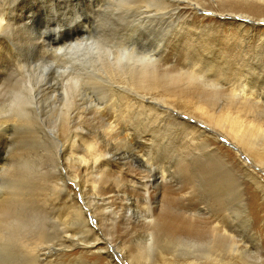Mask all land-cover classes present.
<instances>
[{"label": "rangeland", "instance_id": "rangeland-1", "mask_svg": "<svg viewBox=\"0 0 264 264\" xmlns=\"http://www.w3.org/2000/svg\"><path fill=\"white\" fill-rule=\"evenodd\" d=\"M231 1L233 0H18L16 4L20 8L15 12L0 14V114L5 117L10 115V112H6V103L10 104L11 100L22 102V95V104L30 107V111L23 105L20 110L31 112L13 110L12 120H16L12 122L4 119L0 124V201L3 200L1 203L4 206L0 207V217L5 216L8 221V216H12L14 211L17 222L31 227L29 230L27 227H19V237L26 239V242L32 239V250L26 254L22 248L23 240L16 238L10 242L2 241L1 236L0 264H133L130 252L137 242L146 240L151 234V216L155 218L163 214L174 221L185 217L181 210L185 208L186 211L187 206L182 207L176 201L165 200L171 206L162 213L163 202L159 192L163 189L170 194L175 193L179 201L182 198L186 201L190 199L186 202L188 204L183 203L188 205V212H195L196 206V214L210 218L213 222L211 226L217 227L219 233L220 228L222 229L219 228V220L223 217L226 224L235 231H232L233 236L230 234V237L237 242L238 248L240 246L243 249L244 256H240L243 257V262L239 263L238 254L225 249V243H229L230 239L222 238V247L224 244L226 247L222 248L214 243V248L221 249L213 251L217 257L220 256L221 261L216 258L217 261L212 260V264H264V165L255 164L254 156L257 152L245 143H238L237 154L231 146L226 145L224 138L219 136L218 127L212 122L210 125L204 112L197 110L196 99H180L177 96L179 93L168 98L160 90L147 91L134 87L130 80L129 86H124L125 81L122 79L126 74L120 77L118 83H113L106 75L107 71L99 69L108 57L106 51L133 50L138 55L159 54L162 70H186L193 59L195 61L198 56V59L203 56L200 60L208 66L205 70L207 76L211 78L218 74L220 80H229L234 75V69V72L230 70V74L225 59H210V47L197 43V35L201 33V29L206 32L210 29V37H220L217 42L219 45H231V48L237 45L233 50L239 51L234 56L230 53L229 62L235 64L242 61L239 70H248L254 75L252 80H259L256 82L259 87L256 92H252L253 87L245 90L246 100L250 103L257 102L258 107L246 104L247 110L243 109L245 117L244 113L241 116L247 122L260 119L263 123L264 21L261 22L264 20V12L248 11L247 8L231 4ZM226 11L228 15L221 17ZM260 19L261 22H258ZM231 22L244 26L238 28ZM73 40L77 41L74 48L71 46L70 50H65V47L56 51L63 43H71ZM105 48L107 49L104 50ZM241 52L247 57L244 55L243 58ZM81 53L87 54L85 57L88 61L84 60ZM196 53H200L197 58ZM71 57L74 60H66ZM238 57L242 58L239 60ZM79 60L91 63L86 64L83 69ZM103 64L102 68H105ZM212 65L219 68L217 73L210 69ZM86 67L88 70H85ZM192 70L196 68L189 71ZM103 79H106L105 82ZM226 83L224 82V86ZM231 84L232 82H228V85ZM252 85L256 86L255 83ZM27 86L32 87L33 91ZM64 92L67 95L72 93L70 95L75 99L68 96L70 102L65 100ZM60 102H63V106ZM161 109L168 112L163 113ZM261 109L262 118H258L256 114ZM241 144L246 145L242 150ZM215 147L219 148L216 152ZM138 156L145 160L144 163ZM246 169L262 178L263 184L257 189L247 178ZM218 172L220 175L224 174L227 180H218ZM38 178L45 179L41 182ZM12 180L17 182V187L12 188ZM46 185L53 188L55 193H49ZM201 190L207 194L208 205ZM46 192L48 194L45 196ZM57 192L60 199L56 196ZM16 193L21 200L17 201ZM146 193L149 195L148 202L143 198ZM61 200L76 210L62 209ZM27 201L36 207H31ZM210 202L212 205H209ZM18 205L20 206L17 207ZM7 207H10L9 210ZM77 208L82 211L80 213L88 235L93 232L98 239L107 241L109 246L102 240L98 242L102 243L100 245L103 251L100 253V249L91 252L80 250L79 247L87 237L85 229L84 234L79 232ZM170 209H174V212ZM24 217L28 218L23 219ZM28 220L33 222L26 223ZM5 222L4 219V224ZM47 227L49 228L45 231ZM0 228V232L3 231V227ZM217 230L214 229V233ZM156 234L154 231V238L158 237ZM34 235L40 238L39 244H35L38 246L36 248L33 246ZM117 237H120L119 240ZM239 251L241 252L240 249ZM153 254V259L157 260L155 254H159Z\"/></svg>", "mask_w": 264, "mask_h": 264}, {"label": "bare ground", "instance_id": "bare-ground-1", "mask_svg": "<svg viewBox=\"0 0 264 264\" xmlns=\"http://www.w3.org/2000/svg\"><path fill=\"white\" fill-rule=\"evenodd\" d=\"M18 0H0V14L2 15V14H6L7 15V13L9 14V13H13V12H15L18 8H20V6H18L17 4H16V2H17ZM111 2V1H110ZM127 2V1H126ZM231 4H233V5H236V6H238V7H242V8H247L248 9V11H259V12H264V0H233V1H231ZM127 5V4H126ZM231 10V9H230ZM115 12V11H114ZM227 12L228 11H226V13H223V14H221V17H224V16H226V14H227ZM243 12V11H242ZM247 13V12H246ZM230 14V13H229ZM5 15V16H6ZM228 15V14H227ZM240 15V14H239ZM240 16H242V15H240ZM244 16H246V15H243L242 17H244ZM233 17H235V16H233ZM252 17V16H251ZM3 18V17H2ZM5 18V17H4ZM247 18H249V17H247ZM211 19V18H210ZM227 19V18H226ZM239 19V18H238ZM258 19V18H257ZM247 20V19H246ZM246 20H244V21H246ZM254 20V19H253ZM6 21V20H5ZM4 21V22H5ZM240 21H241V19H240ZM258 21V20H257ZM263 19H262V22H261V19H260V21H258V22H261V23H263ZM9 22V21H8ZM8 22H6L7 24H8ZM250 22H251V20H250ZM234 26H236V27H238V28H242L243 26L241 25L240 26V24L238 25L237 24V22H231ZM247 23V22H246ZM2 25V24H1ZM4 25V24H3ZM2 25V26H3ZM196 25V24H195ZM4 26H7V25H4ZM203 28L204 29H208V27H206V26H203ZM234 28V27H233ZM235 29V28H234ZM243 30V29H242ZM198 31V30H197ZM244 31V30H243ZM209 32V33H208ZM245 32V31H244ZM197 33H199V32H197ZM247 33V32H246ZM245 35V34H244ZM261 35V34H260ZM259 35V36H260ZM198 37H197V43L198 44H201V45H203V46H208V47H210V52H209V57H210V59H219V60H223V59H225L224 60V62L227 64V70L229 71V73H230V70L231 71H233L232 69H234V75L232 76V77H230V79L229 80H225V81H222V80H220L219 78H218V74H216L215 76H212L211 78L209 77V76H207L206 75V73H205V70H206V67H208V66H205L204 65V63H203V61L202 60H200L203 56H200L201 58L200 59H198L199 58V56H198V54H200V53H196L197 55H196V58H197V56H198V58L197 59H195V61H194V59L192 60V63H189L187 66H186V68L188 69H186V70H182V69H177V68H172V69H170V70H162L161 69V65H160V59H161V57H160V55L159 54H154L153 56L152 55H144V54H142L141 53V55L139 54H137L136 53V51L134 52L133 50H131V51H129V52H127L126 50H116V51H113L112 49L111 50H109V53H108V51H106V54H108V57L106 58V57H104V58H106V59H104L105 60V62H104V64H105V66H104V64H103V66L105 67V68H102V64H101V68L99 67V69H104L105 70V72H106V75H108L109 76V78H110V80L113 82V83H118L117 81H119V79H120V77H122L124 74H126V76L122 79V80H124L125 81V83H124V86H129V80L132 82V84L134 85V87H137V88H139V89H143V90H160V91H163V93L165 94L164 96H167L168 98H171V97H175L176 95H177V93H179L177 96H178V98H180V99H196L197 101H198V106H197V110L198 111H201V112H204V114L208 117V120H209V124L211 125V122L213 123V125L215 126V127H218V129L220 130L219 131V136H220V138L221 137H223L224 139V141H225V144L226 145H229V146H231L233 149H234V151L235 152H237V154H238V152H239V150H238V148H237V144L238 143H245V144H247L249 147H250V149H252L254 152L256 151L257 153H256V155L254 156V158H255V164L257 163V164H259V165H261V166H263L264 165V122L263 123H261L259 120H256V119H253V120H250V121H245V119H244V117H245V113H244V108L246 109V104H248L250 107L251 106H256V107H258L257 106V102L256 103H250V101L248 102L247 100H246V98H245V90H246V88L248 89L249 87H253V88H251L252 89V92L254 93V92H256V90H258L259 89V87H258V84L256 83L257 81H259V80H255V79H253L252 80V76H254V75H252L248 70H245V69H242V70H239V67L241 66V62L242 61H240L239 63H235V64H233L231 61L229 62V60L228 59H231V55H236V53L239 51L238 49H235V50H233L234 49V47H236V46H232L233 48H231V45L230 46H225V45H219L217 42L219 41V39H220V37L219 38H215L214 36H212V37H210V29H208V31L206 32V31H203L202 29H201V33L199 34V35H197ZM215 38V39H214ZM241 38H243V36L241 37ZM224 39V38H223ZM244 39V38H243ZM246 39V38H245ZM250 40V39H249ZM264 41V40H263ZM83 42V41H82ZM223 42H225V41H223ZM244 42V41H243ZM80 43V42H79ZM78 43V44H79ZM87 43V42H86ZM90 43V42H89ZM88 43V44H89ZM96 43V42H95ZM226 43V42H225ZM224 43V44H225ZM229 43V42H228ZM240 43H242V42H240ZM247 43V42H246ZM75 44H77V41L75 42L74 40L70 43V42H68V43H66V44H62V46L60 47V48H57L56 49V51L58 50V51H60V50H63L65 47V50H67V48H68V50H70L69 48L72 46V48H74L75 47ZM88 44H87V46H88ZM93 44V43H92ZM98 44V43H97ZM223 44V43H222ZM227 44V43H226ZM234 44V43H233ZM99 45V44H98ZM74 46V47H73ZM90 46V45H89ZM101 46V45H100ZM245 46V45H244ZM82 47H83V45H82ZM85 47H86V44H85ZM123 47V46H122ZM199 47V46H198ZM246 47H248V46H246ZM254 47V46H253ZM88 48V47H87ZM87 48H86V50H87ZM128 48V47H127ZM126 47H124V49H127ZM159 48V47H158ZM85 49V48H84ZM101 49H102V47H101ZM107 48H105L104 50H106ZM131 49V48H130ZM241 49H243V47H241ZM246 49V48H245ZM256 49V48H255ZM74 50V49H73ZM100 50V49H99ZM196 50V49H195ZM247 50H249L248 48H247ZM57 51V52H58ZM199 51V50H198ZM201 51V50H200ZM64 52V51H63ZM62 52V53H63ZM102 52H103V50H102ZM61 53V52H60ZM65 53V52H64ZM86 53H88V52H86ZM230 53H231V55H230ZM242 53L243 52H241V55H242ZM67 54V53H66ZM105 53L103 52V55H104ZM81 55H82V53H81ZM84 55V54H83ZM82 55V56H83ZM85 55H87V54H85ZM85 55L83 56V58L85 57ZM88 55H90V54H88ZM202 55H204V54H202ZM240 55V54H239ZM244 55H246V54H244ZM244 55H242L243 56V58H244ZM61 56H64V55H62L61 54ZM80 56V55H79ZM206 56H208V55H206ZM65 57V56H64ZM70 57V56H69ZM88 57V56H87ZM208 57V58H209ZM246 57H247V55H246ZM77 58H78V56H77ZM86 58V57H85ZM84 58V60H87V58L85 59ZM89 58H90V56H89ZM92 58V57H91ZM90 58V59H91ZM208 58L206 59V60H208ZM233 58V57H232ZM235 58H237V56H235ZM235 58H233L234 59V61H235ZM240 58H242V57H240ZM240 58L238 57V59L240 60ZM250 58V57H249ZM60 59V58H59ZM63 59V58H62ZM81 59V58H80ZM89 59V60H90ZM97 59V58H96ZM96 59H95V61H96ZM246 59V58H245ZM251 59V58H250ZM67 61H69L70 62V60H74V58L73 57H71V58H69V59H66ZM83 60V61H84ZM93 60V59H92ZM102 60V59H101ZM247 60V59H246ZM249 60V59H248ZM253 60V59H252ZM76 61H78L77 59H76ZM75 61V62H76ZM80 61V63H81V68L83 67V69H84V67L85 66H87L86 64H88V65H90V63H91V61H90V63H88L87 61V63H85V61H84V64L85 65H83L82 64V62L83 61H81V60H79ZM94 61V60H93ZM92 61V62H93ZM99 61V60H98ZM211 61V60H210ZM258 61V60H257ZM262 61V60H261ZM264 61V60H263ZM64 62V61H63ZM97 62V61H96ZM101 62V61H100ZM103 62V61H102ZM196 62H198V63H196ZM214 62V61H213ZM235 62H237V60L235 61ZM259 62V61H258ZM68 63V62H67ZM66 63V64H67ZM72 63H74V61L72 62ZM98 63V62H97ZM206 63V62H205ZM216 63V62H215ZM246 63H247V61H246ZM77 65H78V63H76ZM75 64V65H76ZM209 64H212V63H210L209 62ZM256 63H254L253 65H255ZM64 65H65V63H64ZM69 65H71V63L69 64ZM80 65V64H79ZM83 65V66H82ZM176 65V64H175ZM214 65V64H213ZM212 65V67H210V69H214L215 70V73H217L218 71H219V68L218 67H216V66H213ZM73 66V65H72ZM94 66V65H93ZM95 66H97L96 65V63H95ZM198 66V67H197ZM232 66V67H231ZM250 66V65H249ZM248 66V67H249ZM255 66H257V65H255ZM254 66V67H255ZM260 66V65H259ZM258 66V67H259ZM262 66V65H261ZM70 67V66H69ZM68 67V68H69ZM90 67V66H89ZM183 67V66H182ZM242 67L244 68V66L242 65ZM253 67V68H254ZM263 67V66H262ZM72 68V67H71ZM71 68H70V70H71ZM75 68V67H74ZM80 68V69H81ZM194 68H196V70H192V71H189V70H191V69H194ZM250 68V67H249ZM59 69V68H58ZM87 69V67L85 68V70ZM98 69V70H99ZM250 69H252V68H250ZM256 69V68H255ZM254 69V70H255ZM76 70V69H75ZM78 70H79V68H78ZM88 70V69H87ZM92 70V69H91ZM97 70V71H98ZM103 70V71H104ZM129 70H131V73H129ZM254 70H253V72H254ZM81 71V70H80ZM102 71V72H103ZM204 71V72H203ZM239 71H240V74H238L239 73ZM73 72V71H72ZM75 72V71H74ZM85 72V71H84ZM99 72V71H98ZM210 72V71H209ZM221 72V71H220ZM256 72V71H255ZM264 72V71H263ZM60 73V72H59ZM63 73V72H62ZM65 73V72H64ZM232 73V72H231ZM230 73V74H231ZM67 74V73H66ZM95 74V73H94ZM97 74V76L99 75V76H101L100 74H98V73H96ZM103 74H105L104 72H103ZM212 74V73H211ZM261 74V73H260ZM262 75V74H261ZM222 76H224V75H222ZM231 76V75H230ZM76 77V76H75ZM225 77V76H224ZM260 77H262V76H260ZM74 78V77H73ZM77 78V77H76ZM99 78V77H98ZM227 78V77H226ZM251 78V79H250ZM93 79V78H92ZM100 79V78H99ZM104 80V82H105V80L106 79H103ZM102 80V81H103ZM252 80V81H251ZM98 81V80H97ZM261 81V80H260ZM80 82V81H79ZM224 82H227L225 85L229 88H227L226 89V86H224ZM228 82H232V84L231 85H228ZM90 83V82H89ZM99 83V82H98ZM252 83H255V85L256 86H253L252 85ZM259 83V82H258ZM27 84V83H26ZM25 84V85H26ZM32 84V83H31ZM24 85V84H23ZM98 85V84H97ZM101 85H103V87H104V84H101ZM263 85H264V83H263ZM32 86V85H31ZM34 86V85H33ZM99 86H100V84H99ZM28 87V86H27ZM23 89H26V87L24 88V87H22ZM29 88V87H28ZM27 88V89H28ZM32 88V87H31ZM31 88H29V90L30 91H33ZM136 88V89H137ZM147 88V89H146ZM261 88H262V86H261ZM264 88V87H263ZM263 88H262V90H263ZM26 89V90H27ZM87 89V88H86ZM103 89V88H102ZM107 90H108V88H106ZM20 90H21V88H20ZM28 90V91H29ZM70 90V89H69ZM65 91V90H64ZM67 91V90H66ZM21 92V91H20ZM25 92V91H24ZM27 92V91H26ZM98 92V91H97ZM144 92V91H143ZM18 93V92H17ZM31 93V92H30ZM29 93V94H30ZM85 93V92H84ZM87 93V92H86ZM85 93V94H86ZM88 93H90V92H88ZM105 93V92H104ZM140 93V92H139ZM162 93V92H161ZM248 93V92H247ZM19 94V93H18ZM17 94V95H18ZM22 94H23V92H22ZM21 94V95H22ZM27 94H28V92H27ZM64 94L66 95V99L65 100H67L68 99V101L70 102V100H69V97L68 96H70L71 97V95L70 94H72V93H68L69 95H67V92L65 93L64 92ZM99 94V93H98ZM31 95V94H30ZM32 95H33V93H32ZM65 95H63V96H65ZM256 95V94H255ZM18 96H20V95H18ZM27 96V95H26ZM86 96V95H85ZM262 96H264V95H262ZM28 97V96H27ZM33 97V96H32ZM68 97V98H67ZM235 97H237V99L235 98ZM250 97H252V99H255L256 100V98L254 97V96H252V95H250ZM258 97V96H257ZM21 98V97H20ZM31 98V97H30ZM34 98H35V96H34ZM64 98V97H63ZM75 99V97H73V95H72V97H71V99ZM17 99V98H16ZM15 99V100H16ZM23 95H22V98L20 99L22 102H23ZM28 99V98H27ZM61 99V98H60ZM251 99V98H250ZM251 99V100H252ZM34 100V99H33ZM42 100V99H41ZM142 100V99H141ZM144 100V99H143ZM163 100V99H162ZM25 101V100H24ZM27 101V100H26ZM29 101V100H28ZM45 101V100H44ZM43 101V102H44ZM72 101H74V100H72ZM71 101V103H74V102H72ZM185 101V100H184ZM196 101V102H197ZM22 102H20V101H13V100H11L10 101V104H9V102L8 103H6L7 105V111L6 112H10V115H8V116H10L9 118H8V116L7 117H5V116H1V114H0V124H2L3 122H4V119H8V120H11L12 122H14L12 119L14 118L13 116H12V111L14 110V112H15V110L16 109H18V110H20L21 109V105H23V106H25L26 107V109H28V111H30L29 110V104H28V107L29 108H27V105H24V103L22 104ZM163 102H165L164 100H163ZM188 102V101H187ZM29 103V102H28ZM66 103V102H65ZM71 103H69V104H71ZM90 103V102H89ZM9 104V105H8ZM60 104L63 106V102L61 103L60 102ZM196 104V103H195ZM31 105H33V104H31ZM65 105H67V104H65ZM242 105H243V108H242ZM15 108V109H14ZM163 108V107H162ZM26 109L24 110V111H26ZM253 109V108H252ZM247 110V109H246ZM254 110V109H253ZM264 110V109H263ZM20 111H23V110H20ZM19 111V112H20ZM23 111V112H24ZM28 111H26V112H28ZM261 111H262V109L260 110V113L258 114L257 112V116H259L258 118H262V117H264V112H262V114H261ZM5 112V113H6ZM54 112V111H53ZM65 112H67V111H65ZM161 112H163V113H167L168 112V110L167 111H164V110H162L161 109ZM217 112V113H216ZM245 112H247V111H245ZM1 113V112H0ZM18 113V112H17ZM28 113H31V112H28ZM243 113H244V117H242L243 116ZM16 114V113H15ZM24 114V113H23ZM215 114V115H214ZM19 115V114H18ZM39 115V114H38ZM54 115V114H53ZM242 115V116H241ZM255 115V116H256ZM260 115H262V117H260ZM15 117H16V115H14ZM32 116H33V114H32ZM202 116H204V115H202ZM257 116H256V118H257ZM13 117V118H12ZM25 117V116H24ZM31 117V116H30ZM61 117H62V115H61ZM66 117V116H65ZM23 118V117H22ZM68 118V117H67ZM257 118V119H258ZM61 119H63V118H61ZM263 121H264V118H263ZM17 122V121H16ZM15 122V123H16ZM202 124V123H201ZM202 125H204V124H202ZM63 127V126H62ZM210 130V129H209ZM203 133H205V131L203 132ZM206 133H207V131H206ZM62 134V133H61ZM191 134V133H190ZM218 134V133H217ZM213 135V134H212ZM214 137V136H213ZM218 137V136H217ZM192 138V137H191ZM219 138V137H218ZM215 139H217V138H215ZM195 140V139H194ZM192 141V140H191ZM198 141V140H197ZM218 141V140H217ZM199 142V141H198ZM234 142V143H233ZM244 146H246V145H244V144H241V146H240V149L242 150L243 148H244ZM247 146V147H248ZM219 148L218 147H215L214 148V151L216 152L217 150H218ZM180 151V150H179ZM178 151V152H179ZM246 151V150H245ZM249 151H251V150H249ZM236 154V155H237ZM249 154V153H248ZM139 157V156H138ZM140 158V157H139ZM141 159V158H140ZM243 160V159H242ZM141 161H142V163H144V161L145 160H143V159H141ZM226 162V161H225ZM228 165V164H227ZM224 167V166H223ZM244 167H246L245 166V164H244ZM122 168V167H121ZM228 168V167H227ZM221 169V168H220ZM219 169V170H220ZM222 169H224V168H222ZM229 170V169H228ZM219 172H221V171H219ZM218 172V173H219ZM35 173V172H34ZM246 173H247V178H249L253 183H254V185H255V187H256V189L259 187V185H261V184H263V182H261V180H262V178L260 177V176H258V175H256V174H254L252 171H250V170H248V169H246ZM221 173H219V178H218V180H220L221 182L222 181H224V180H227V177L224 175V174H222V175H220ZM246 175V174H245ZM38 177V176H37ZM67 177V176H66ZM171 177V176H170ZM59 178H60V176H59ZM166 178V177H165ZM172 178V177H171ZM39 179V178H38ZM42 179H45V178H42ZM42 179L40 178L39 180H41V182H42ZM162 179H163V177H162ZM71 180V179H70ZM117 180V179H116ZM12 181H14V183L16 182L15 180H12ZM43 181H45V180H43ZM120 181V180H119ZM163 181L165 182V179H163ZM166 181H168V180H166ZM39 182V181H38ZM77 182V181H76ZM10 183H11V181H10ZM14 183H12V185L14 186V187H12V188H15V186L17 187V185H16V183H15V185H14ZM46 183H47V181H46ZM52 183V182H51ZM56 184V183H55ZM93 184H95V183H93ZM49 185V184H48ZM43 186V185H42ZM47 186V185H46ZM50 186H51V184H50ZM52 186H53V184H52ZM51 186V187H52ZM55 186H57V185H55ZM65 186H67V185H65ZM94 186V185H93ZM92 186V187H93ZM20 186L18 185V188H19ZM45 187V186H44ZM48 188V190H49V193H51V192H54L55 193V191H54V189L53 188H51V187H49V186H47ZM60 187V186H59ZM59 187H58V189H59ZM17 188V189H18ZM21 188V187H20ZM95 188V187H94ZM163 188V187H162ZM183 188V187H182ZM41 189V188H40ZM167 189V188H166ZM22 190V189H21ZM48 190H45V191H47L48 192ZM55 190H57V188L55 189ZM192 190H194V189H192ZM16 191V190H15ZM14 191V192H15ZM18 191V193H19V189L17 190ZM44 190H43V192H45ZM58 192H60V190H57ZM173 191H176V190H174L173 189ZM46 192V194H45V196L48 194ZM58 192H57V195L56 196H59L58 198L60 199V195L58 194ZM183 192V191H182ZM192 192V191H191ZM201 192H202V194H203V198H204V200H205V202H206V204L208 203V200H207V197H206V192L205 191H203V190H201ZM201 192H199V193H201ZM18 193H16V195H18V197H16V198H18V200L17 201H19V200H21L20 198H19V194ZM22 193H23V191H22ZM40 193H42V191L40 192ZM173 193V192H172ZM170 194V192L168 193V191H165V189H163V191H160L159 192V196H160V200L163 202L162 203V209H161V211H162V213H163V211L165 210V209H167V207H169V206H171V205H169L168 204V202L166 203V201L165 200H169L170 202H173V201H176L178 204H182L183 206L182 207H185V206H187L188 207V205H185V204H188V203H186V202H188V201H186V199H184V198H182L181 199V201H179L178 200V197H177V195L175 194V193H173V194ZM195 193V192H194ZM74 194V193H73ZM22 194H20V196H21ZM104 195V194H103ZM187 195V194H186ZM25 196V195H24ZM41 196H43V194L41 195ZM40 196V197H41ZM45 196L43 197L45 200H47L46 198H45ZM105 196V195H104ZM126 196V195H125ZM192 196V195H191ZM23 197V196H22ZM141 197H143V196H141ZM111 198V197H110ZM127 198V197H126ZM145 200H146V202H148L149 201V195H148V193H146V195H145V197H143ZM103 200H104V198H102ZM142 199V198H141ZM194 199V198H193ZM202 199V198H201ZM28 201H29V199H27ZM37 200V199H36ZM35 200V201H36ZM100 200V199H99ZM126 200V199H125ZM182 200H184L183 202H182ZM3 201V200H2ZM2 201H0V203L2 202ZM27 201V202H28ZM32 201V200H31ZM34 201V202H35ZM39 201V200H38ZM41 201H42V199H41ZM56 201L58 202V199H57V197H56ZM55 201V202H56ZM106 201V200H105ZM118 201V200H117ZM25 202H26V200H25ZM37 202V201H36ZM51 201H50V199L48 200V203H50ZM94 202V201H93ZM181 202V203H180ZM185 202V204H183ZM199 202H201V200L199 201ZM212 202H213V200H212ZM212 202H210L209 203V205H212ZM15 203V202H14ZM14 203H13V205H14ZM31 203V202H30ZM29 202L27 203V204H30ZM37 203H40V202H37ZM44 203V202H43ZM89 203V202H88ZM123 203H124V201H123ZM165 203V204H164ZM214 203V202H213ZM16 204V203H15ZM46 204H47V202H46ZM46 204H44V205H46ZM52 204H54V203H52ZM61 204H62V209H72L73 207L71 206V207H69V205L67 206L66 205V203H65V201H63V200H61ZM119 204V203H118ZM121 204V203H120ZM1 206L0 207H2V203L0 204ZM48 205V204H47ZM75 205V204H74ZM89 205V204H88ZM109 205V204H108ZM189 205H191V204H189ZM194 205H196V204H194ZM194 205H193V207H194ZM199 205V204H198ZM197 205V206H198ZM208 205V204H207ZM10 206V205H9ZM15 206V205H14ZM20 205H18L17 207H19ZM23 206V205H22ZM30 206L31 207H33V206H35V205H33L32 206V204H30ZM29 206V207H30ZM40 206H42V208H43V205H40ZM56 206V205H55ZM57 206H59V204L57 205ZM61 206V205H60ZM76 206V205H75ZM99 206V205H98ZM28 207V209H30ZM36 207V206H35ZM35 207L33 208V209H35ZM37 207H39V205L37 206ZM50 207V206H49ZM78 207V206H77ZM187 207H186V211H185V208H184V210H181L182 211V214L183 215H185V217L182 219V220H177V221H174L173 219H171V218H168V217H166V216H164L163 214H162V216H158V217H155V218H153L152 216L150 217V219H152V220H150L151 221V223H150V221H149V224L151 225V234L148 236V238L146 239V240H142L141 242H137L136 244H135V246H134V248L131 250L132 252H130L131 254L129 255V257H131V258H133L134 260H132L133 261V264H134V261H135V263L136 264H147V263H151V264H212L213 262H212V260H215V261H217L218 259H220L219 257L220 256H216L214 253H213V251H218L217 250V248H219V247H215L214 248V243L216 244H219L220 245V247H222V245H223V239L222 238H226V239H230V244L227 242V243H225L226 245H227V248H225V249H227V251L229 252H232V254H238V261H239V263H242L243 262V257H240L241 255H242V253H243V249L239 246V248L237 247V242L235 241H232L231 240V237H230V234L232 233V228H230L229 227V224H226L227 222L226 221H224L223 219H225L224 217L222 218V222L219 220V222H220V224H221V226H219V228L220 227H222V229L220 228V230H221V233H219L218 232V230L216 229V228H213L212 226H211V224L213 223L211 220H210V218H206L205 216V218H203L201 215H199V214H196L197 212V209L198 208H196V206L194 207L195 208V212H192L191 211V209L189 210V211H191V212H188V210H187ZM211 207H213V206H211ZM2 208H4V206L2 207ZM9 208L10 207H7V209L9 210ZM12 208V207H11ZM45 208V207H44ZM57 208V207H56ZM55 208V209H56ZM171 208V207H170ZM191 208V207H190ZM193 208V209H194ZM13 209V208H12ZM39 209H41V208H39ZM54 208H52V210H53ZM58 209V208H57ZM60 209V208H59ZM58 209V210H59ZM73 209H75V208H73ZM79 209L81 210V208L79 207ZM79 209L77 208V211H78V213H79V215L77 216V218H76V221H77V223L80 225L79 227H80V233L81 234H84L83 233V231H84V229H85V233H86V240L84 241V243H83V245L81 246V247H79V248H81L80 250H86V251H88V252H91V251H99V249H100V251H99V253L101 252V251H103V250H101V245L100 244H102V243H98L100 240H102V241H104V242H106L107 243V241L106 240H104V239H101V238H97L96 236L97 235H94V234H92V233H90L89 232V235H88V229H87V227H86V225H85V222H83V219H82V211H79ZM103 209V208H102ZM152 209V208H151ZM182 209V208H181ZM201 209V208H200ZM203 210H204V208H202ZM45 210V209H44ZM76 210V209H75ZM97 210H99V209H97ZM111 210V209H110ZM116 210V209H115ZM156 210V209H155ZM171 210V209H170ZM174 210V209H173ZM173 210H171V211H173ZM28 211V210H27ZM104 211V210H103ZM145 211V210H144ZM181 211H179V212H181ZM194 211V210H193ZM201 211V210H200ZM206 211V210H205ZM21 212V211H20ZM28 212H30V211H28ZM27 212V213H28ZM34 212H37V210L36 211H34ZM38 212H40L41 213V211H38ZM81 212V213H80ZM174 212V211H173ZM16 213V212H15ZM39 213V214H40ZM101 213V212H100ZM131 213V212H130ZM4 214H5V212H4ZM13 214H14V211H13ZM12 214V216H8V221H7V218H5V216H2V217H0V227H3V231H1L0 232V237L1 236H3V239H2V241L3 240H5V241H8V242H10L12 239H16V238H20V240H23L22 242H23V244H22V248H23V250H24V252L26 253V254H28L31 250H32V239L31 240H29V241H27L26 242V239H23V238H21V237H19V227L20 228H24V229H26V225H24V224H21V223H19V222H17L16 221V219H15V217H16V215L14 216ZM29 214H31V213H29ZM65 214V213H64ZM206 214V213H205ZM21 215H22V213H21ZM53 215V214H52ZM101 215H103L102 213H101ZM100 215V216H101ZM114 215V214H113ZM19 216V215H18ZM24 216V215H23ZM29 216H31V215H29ZM36 216H37V214H36ZM42 216H43V214H42ZM47 216V215H46ZM40 217V216H39ZM53 217V216H52ZM63 217H65V216H63ZM63 217H62V219H63ZM67 217H69L70 218V216H68L67 215ZM20 218V217H19ZM18 218V219H19ZM28 218V217H27ZM27 218H23V219H27ZM30 218V217H29ZM120 218H123V217H121L120 216ZM217 218V217H216ZM215 218V219H216ZM4 219H5V224H4ZM21 219H22V217H21ZM35 219V218H34ZM60 219V218H59ZM68 219V218H67ZM74 219H75V217H74ZM104 219H106V218H104ZM115 219V218H114ZM114 219H112L113 220V222H114ZM118 219V218H117ZM125 219V218H124ZM128 219V218H127ZM33 220V219H32ZM101 220V219H100ZM35 221V220H34ZM38 221V220H37ZM39 221H43L42 219L40 220L39 219ZM50 221V220H49ZM51 221H54V219L53 220H51ZM59 220H57V222H58ZM62 221V220H61ZM60 221V222H61ZM65 221V220H64ZM103 221V220H102ZM118 221H119V219H118ZM23 222V221H22ZM29 222V220L26 222V223H28ZM31 222H33V221H31ZM31 222H29L30 224H31ZM59 222V223H60ZM113 222H112V224L111 225H113ZM217 222V221H216ZM44 223H45V221H44ZM61 223H63V222H61ZM65 223V222H64ZM63 223V224H64ZM105 223H107V222H104V224ZM33 224H35V223H33ZM38 224H40V223H38ZM38 224H37V226H38ZM114 224H116V223H114ZM123 224V223H122ZM62 225V224H61ZM100 225V224H99ZM98 225V226H99ZM119 225V224H118ZM216 225V224H215ZM36 226V227H37ZM40 226V225H39ZM76 226H77V224H76ZM107 226V225H106ZM116 226V225H115ZM34 227V226H33ZM35 227V228H36ZM41 228H43L44 226H40ZM59 227V226H58ZM78 227V228H79ZM82 227V228H81ZM232 227V226H231ZM6 228V229H5ZM28 228V227H27ZM29 228H31V227H29ZM29 228L27 229V230H29ZM38 228V227H37ZM36 228V229H37ZM49 227H47L46 228V230L45 231H47V229H48ZM113 228V227H112ZM143 228V227H142ZM148 228V227H147ZM1 229V228H0ZM44 229H45V227H44ZM94 229V228H93ZM93 229H92V231H93ZM105 229H107V228H105ZM125 229H126V227H125ZM135 229V228H134ZM150 229V228H149ZM214 229L215 230H217V231H215V233H214ZM38 230H40V229H38ZM38 230H36V231H38ZM97 230V229H96ZM129 230V229H128ZM44 231V230H43ZM121 231H123V232H125L124 230H121ZM147 231V230H146ZM157 232V234H158V237L156 238H154V236H153V232ZM28 232H30V231H28ZM39 232V231H38ZM42 232V231H41ZM64 232H67V230L66 231H64ZM63 232V233H64ZM116 232H118V231H116ZM233 232H235V231H233ZM22 233V232H21ZM25 233H27V232H25ZM51 233V232H50ZM95 233H97V232H95ZM99 233V232H98ZM147 233V232H146ZM217 233H219V234H217ZM40 234H42V233H40ZM70 234V233H69ZM129 234V233H128ZM156 234V235H157ZM29 235V234H28ZM43 235V234H42ZM56 235V234H55ZM121 235V234H120ZM232 235V234H231ZM35 236V235H34ZM38 236H39V234H38ZM38 236H35L34 237V240L35 241H33V243H34V247L36 248V247H38V246H35V244L38 242V244H39V240H40V236L38 237ZM48 236V235H47ZM233 236V235H232ZM46 237V236H45ZM78 237H80V236H78ZM122 237V236H121ZM25 238V237H24ZM120 238V237H119ZM119 238L117 237V239L119 240ZM72 239H74V237L72 238ZM79 239V238H78ZM81 239V238H80ZM79 239V241L81 242L82 241V239L80 240ZM84 239V238H83ZM116 239V238H115ZM116 239V240H117ZM114 240V239H113ZM1 241V240H0ZM42 241H43V239H42ZM75 241V239L73 240V242ZM2 243V242H1ZM12 243V242H11ZM76 243H77V239H76ZM79 243V242H78ZM110 243V242H109ZM124 243V242H123ZM123 243H121V244H123ZM4 244L6 245V243L4 242ZM3 244V245H4ZM41 244V243H40ZM43 244V243H42ZM81 244V243H80ZM224 244V247H226V245ZM218 245V246H219ZM15 246V245H14ZM105 246V245H104ZM107 246H109L108 245V243H107ZM167 246H169L168 248H169V252H168V250H167ZM217 246V245H216ZM6 247V246H5ZM116 247V246H115ZM117 247H118V245H117ZM224 247H222V248H224ZM21 248V249H22ZM121 248V247H120ZM103 249V248H102ZM108 249V248H107ZM123 249V248H122ZM126 248H124L123 250H125ZM219 249H221V248H219ZM239 249L241 250V252L239 251ZM4 250V249H3ZM13 250V249H12ZM37 250V249H36ZM116 250H118V249H116ZM116 250L114 251V252H116ZM85 251V252H86ZM38 252V251H37ZM84 252V253H85ZM87 252V253H88ZM105 252V251H104ZM120 252V251H119ZM124 252V251H123ZM126 252V251H125ZM166 252H168L169 254L168 255H166ZM244 252H245V249H244ZM1 253V252H0ZM4 253V252H3ZM153 253H157V254H159V256H157L156 254H155V256L157 257V260L156 259H153V256H154V254ZM216 253V252H215ZM248 253V252H247ZM38 254V253H37ZM82 255V254H81ZM86 255V254H85ZM242 256H244V255H242ZM158 257H160L159 259H158ZM247 257V256H246ZM42 258V257H41ZM216 258H217V260H216ZM251 258V257H250ZM73 259V258H72ZM159 260V261H158ZM202 261V262H201ZM219 261H221V259L219 260ZM245 261V260H244ZM147 262V263H146ZM75 263V262H74ZM244 264V263H243Z\"/></svg>", "mask_w": 264, "mask_h": 264}]
</instances>
